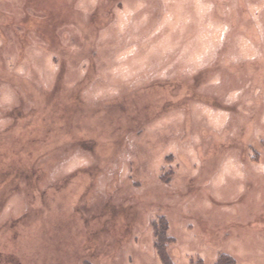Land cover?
<instances>
[{
    "label": "rangeland",
    "instance_id": "obj_1",
    "mask_svg": "<svg viewBox=\"0 0 264 264\" xmlns=\"http://www.w3.org/2000/svg\"><path fill=\"white\" fill-rule=\"evenodd\" d=\"M264 264V0H0V264Z\"/></svg>",
    "mask_w": 264,
    "mask_h": 264
},
{
    "label": "trees",
    "instance_id": "obj_2",
    "mask_svg": "<svg viewBox=\"0 0 264 264\" xmlns=\"http://www.w3.org/2000/svg\"><path fill=\"white\" fill-rule=\"evenodd\" d=\"M168 223L160 218L155 224L156 250L162 264H176L168 254L167 247L173 242V238L168 235ZM216 264H234V260L222 256Z\"/></svg>",
    "mask_w": 264,
    "mask_h": 264
}]
</instances>
